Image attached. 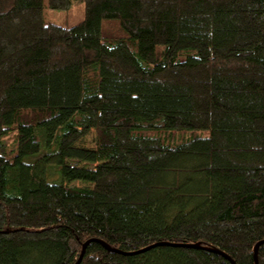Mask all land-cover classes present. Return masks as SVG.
I'll return each mask as SVG.
<instances>
[{
  "label": "trees",
  "instance_id": "trees-1",
  "mask_svg": "<svg viewBox=\"0 0 264 264\" xmlns=\"http://www.w3.org/2000/svg\"><path fill=\"white\" fill-rule=\"evenodd\" d=\"M83 1L0 0V264H264V0Z\"/></svg>",
  "mask_w": 264,
  "mask_h": 264
},
{
  "label": "rangeland",
  "instance_id": "rangeland-1",
  "mask_svg": "<svg viewBox=\"0 0 264 264\" xmlns=\"http://www.w3.org/2000/svg\"><path fill=\"white\" fill-rule=\"evenodd\" d=\"M44 24L51 25L56 24L58 26H61L62 28H73L74 26L80 24L82 21H84L85 18V2L83 0H73V5L69 10H53L49 7L48 0H44ZM15 134V133H14ZM14 134L12 136H9L6 140V143L9 146L15 145V137ZM180 137L189 138L190 136H205L206 133L204 131L197 132L193 134L192 132L187 134H179ZM96 138L97 134H95L94 131L90 132V135L87 136L84 140L80 141L78 146L90 149V148H96ZM9 147V150L13 151V153L16 152L15 147L11 148ZM17 147V145H16ZM69 187H77V188H92V185L90 183H86L83 181H76V182H70L66 183Z\"/></svg>",
  "mask_w": 264,
  "mask_h": 264
},
{
  "label": "water",
  "instance_id": "water-1",
  "mask_svg": "<svg viewBox=\"0 0 264 264\" xmlns=\"http://www.w3.org/2000/svg\"><path fill=\"white\" fill-rule=\"evenodd\" d=\"M261 244H259L256 248H255V250H256V253H255V259H256V256H257V249H258V247L260 246ZM85 250H86V246L84 247V250H83V253H82V255H81V259L79 260V262L77 263V264H80L81 262H82V260H83V256H84V252H85ZM231 260V259H230ZM232 261V260H231ZM258 264V263H257Z\"/></svg>",
  "mask_w": 264,
  "mask_h": 264
}]
</instances>
